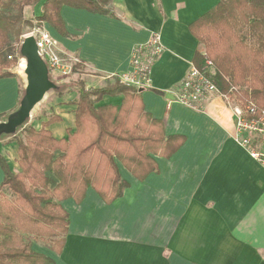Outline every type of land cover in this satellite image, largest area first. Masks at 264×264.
<instances>
[{
  "label": "crops",
  "instance_id": "0c3cea01",
  "mask_svg": "<svg viewBox=\"0 0 264 264\" xmlns=\"http://www.w3.org/2000/svg\"><path fill=\"white\" fill-rule=\"evenodd\" d=\"M218 1L112 0V14L63 6L67 35L42 24L54 51L82 64L87 87L130 71L133 51L157 33L163 51L138 92L166 135L185 137L170 158L155 156L158 172L142 181L118 162L129 185L110 204L91 188L80 203L63 200L67 232L53 241L31 240L32 250L49 264H264V167L234 141L236 117L220 95L194 106L176 100L194 53L203 50L189 25ZM63 95L48 107L50 116L60 117L49 127L57 139L74 128V99ZM21 97L19 76L0 78V122ZM121 98L104 96L99 105H117ZM36 117L31 126L37 129L48 117ZM0 155L11 172L19 171L14 142L0 138ZM3 178L0 167V184Z\"/></svg>",
  "mask_w": 264,
  "mask_h": 264
},
{
  "label": "trees",
  "instance_id": "16d2710c",
  "mask_svg": "<svg viewBox=\"0 0 264 264\" xmlns=\"http://www.w3.org/2000/svg\"><path fill=\"white\" fill-rule=\"evenodd\" d=\"M111 1L0 0V78L14 76L9 70L17 63L11 38L17 45L22 42L24 26L30 25L27 8L41 4L37 23H48L65 36L63 6L112 14ZM189 31L203 46L194 53L193 67L206 72L221 94L242 107L253 105L256 116H264V0H219L190 23ZM76 86L77 98L69 102L75 107L74 128L66 129V137L57 139L50 131L60 121L53 114L37 129L24 127L22 138H8L16 144L17 173L0 155V264H49L51 259L32 250L31 240H52L67 232L63 200L80 203L91 188L110 204L129 185L118 162L142 181L158 172L155 156L170 158L185 142L182 135H166L163 121L145 110L138 89L118 77L100 88L87 87L82 80ZM118 95L119 104L99 105L104 96ZM54 243L60 252L61 240Z\"/></svg>",
  "mask_w": 264,
  "mask_h": 264
},
{
  "label": "built area",
  "instance_id": "2783aa9c",
  "mask_svg": "<svg viewBox=\"0 0 264 264\" xmlns=\"http://www.w3.org/2000/svg\"><path fill=\"white\" fill-rule=\"evenodd\" d=\"M26 35H32L35 38L38 53L50 68L63 73L67 71V66L63 63L59 54L54 51L53 39L46 30L38 29ZM162 51L163 45L159 35L157 33L151 34L145 47L133 51L130 61L131 69L127 73H123L119 80L137 89L144 86L147 83L151 65ZM206 63L209 71L211 63L209 61ZM213 94L220 95L227 105L231 107L236 117L234 141L252 159L264 167V116H256V110L253 105L242 107L229 97L221 94L209 78V75L195 67H192L181 81L176 93V100L183 104L194 106Z\"/></svg>",
  "mask_w": 264,
  "mask_h": 264
},
{
  "label": "rangeland",
  "instance_id": "374dc122",
  "mask_svg": "<svg viewBox=\"0 0 264 264\" xmlns=\"http://www.w3.org/2000/svg\"><path fill=\"white\" fill-rule=\"evenodd\" d=\"M40 5V4H39ZM30 7L25 10V18L30 21V25H25L22 35V40L24 38V35L28 34L29 32L36 31L38 29H42V24L39 25L37 21L35 20V16L37 15V8L38 6ZM244 34L246 35V41L249 43L253 42V39L249 36V34L243 30ZM21 44V43H20ZM19 45H17L13 38H11V48H13V52L11 53L14 55L13 58L17 59V63L15 66H12L9 70L10 72L14 73L15 75L19 76L20 82H21V96L24 93V87H25V75H24V68H25V60L20 56L19 54ZM61 59L63 60V63L67 66V71L65 73L61 71L54 70L52 68H49V79L58 86V89L50 90L46 96L44 97L43 101L34 109V111L31 113V117L20 127L17 129L16 133L14 135L18 137H23V134L21 133V130L24 127L31 126L33 124L36 125L35 117L37 114H42L43 117H49V111L50 109L49 104H55L56 99L55 96H58L57 94H64V99H76L77 98V86L76 83L79 80H82L85 83V77L83 76L84 68L81 63L74 60L73 58H68L65 56H62L59 54ZM22 64L24 65L22 67ZM76 64H79L77 68L74 66ZM48 65V64H47ZM112 82H106L104 85L97 86V88L104 87L107 84H112ZM86 85V84H85ZM45 105V107H44ZM37 118V117H36ZM40 117L37 118V121ZM12 135V136H14ZM1 140H6L7 138H10V136H1ZM3 193L9 198L11 197V193L6 189H2Z\"/></svg>",
  "mask_w": 264,
  "mask_h": 264
},
{
  "label": "water",
  "instance_id": "95a60500",
  "mask_svg": "<svg viewBox=\"0 0 264 264\" xmlns=\"http://www.w3.org/2000/svg\"><path fill=\"white\" fill-rule=\"evenodd\" d=\"M19 54L25 60V87L17 109L0 122V137L12 136L30 117L34 109L43 101L46 94L58 89L49 79V68L39 55L35 38L25 35Z\"/></svg>",
  "mask_w": 264,
  "mask_h": 264
},
{
  "label": "bare ground",
  "instance_id": "6f19581e",
  "mask_svg": "<svg viewBox=\"0 0 264 264\" xmlns=\"http://www.w3.org/2000/svg\"><path fill=\"white\" fill-rule=\"evenodd\" d=\"M24 65L22 64V67H23Z\"/></svg>",
  "mask_w": 264,
  "mask_h": 264
}]
</instances>
